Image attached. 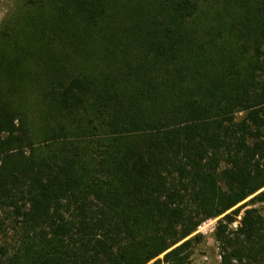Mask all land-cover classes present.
I'll list each match as a JSON object with an SVG mask.
<instances>
[{"label":"trees","instance_id":"16d2710c","mask_svg":"<svg viewBox=\"0 0 264 264\" xmlns=\"http://www.w3.org/2000/svg\"><path fill=\"white\" fill-rule=\"evenodd\" d=\"M75 1L80 25H67V36L82 44L107 9ZM245 1L257 18L253 51L222 63L220 76L201 71L183 30L197 0L168 2L177 25L167 14L148 24L143 10L116 49L127 76L118 82L81 53L72 72L43 61L42 97L59 115L45 126L48 150L3 84L15 67L0 51V264H191L204 240L198 227L220 216L221 264L264 262V212L233 209L264 203V0ZM77 113L94 137L90 165L67 135Z\"/></svg>","mask_w":264,"mask_h":264},{"label":"rangeland","instance_id":"374dc122","mask_svg":"<svg viewBox=\"0 0 264 264\" xmlns=\"http://www.w3.org/2000/svg\"><path fill=\"white\" fill-rule=\"evenodd\" d=\"M197 1L199 10L194 17L182 24L183 30L188 35V42L194 47L192 56L196 55L202 61L204 68L201 71L220 76L218 71L222 63H230L236 58L241 60L246 54H252L254 40L250 24L257 18L249 12L250 4L245 0ZM168 2L170 0H103L107 9L103 21L98 27L90 28L85 41L80 44V41L77 43L75 39L67 36V25L72 23L78 26L77 22L80 25V14L77 12L75 0H43L38 4H30L28 0H0V51L7 55L9 62L15 67L4 78L3 84L8 88L12 87L9 94L15 104L29 111L32 134L42 150L49 149L45 143L50 135L45 126H55L59 118V115H50L42 97L43 85L39 78L43 61L47 65L58 67L60 71L64 67L72 72L82 67L81 53L98 76L111 74L113 82L127 78L118 75L115 58L117 47H121L122 43L125 45L130 39V28L143 10L148 15V24H152L157 16L165 14L172 21V14L168 13L171 8ZM172 22L175 25L180 23L178 19ZM244 43L250 46L247 53L244 52ZM185 54L187 57L191 56V52ZM52 113L55 114V111ZM242 115L241 112L238 113L237 118ZM76 118L78 122L74 118V122H69L67 135L77 139L83 146L84 163L90 165L93 164L94 137L87 119L85 121L79 113ZM60 120L67 118L61 116ZM248 201L249 198L233 209L248 204L247 207L255 206L264 212V203ZM243 212L244 209L241 210L238 220ZM220 217L205 220L207 224L213 222L214 229L211 224L203 229V233L195 232L201 233L204 240L195 248L191 264H221L220 247L215 240ZM237 223L238 221L234 223L233 228ZM10 236L13 244L20 235L13 231ZM163 256L161 254L160 258Z\"/></svg>","mask_w":264,"mask_h":264},{"label":"built area","instance_id":"2783aa9c","mask_svg":"<svg viewBox=\"0 0 264 264\" xmlns=\"http://www.w3.org/2000/svg\"><path fill=\"white\" fill-rule=\"evenodd\" d=\"M207 221L202 222V224L198 227L197 231H201V233H203V229L207 226V225H213V222H211L210 224H207ZM213 229H214V225H213Z\"/></svg>","mask_w":264,"mask_h":264}]
</instances>
